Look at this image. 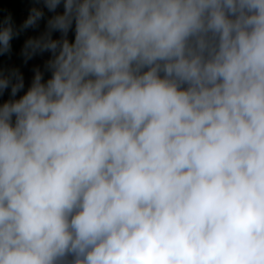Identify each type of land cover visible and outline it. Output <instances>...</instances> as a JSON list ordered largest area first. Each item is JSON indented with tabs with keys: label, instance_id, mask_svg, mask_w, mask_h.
Masks as SVG:
<instances>
[{
	"label": "clouds",
	"instance_id": "9594fccd",
	"mask_svg": "<svg viewBox=\"0 0 264 264\" xmlns=\"http://www.w3.org/2000/svg\"><path fill=\"white\" fill-rule=\"evenodd\" d=\"M22 2L0 264H264V0Z\"/></svg>",
	"mask_w": 264,
	"mask_h": 264
},
{
	"label": "trees",
	"instance_id": "16d2710c",
	"mask_svg": "<svg viewBox=\"0 0 264 264\" xmlns=\"http://www.w3.org/2000/svg\"><path fill=\"white\" fill-rule=\"evenodd\" d=\"M8 4V10H10L17 22H20L22 20L21 17V11L22 9L27 5L26 3L22 2V0H4ZM23 41V38H21L19 41H14V49L17 51L19 45H21ZM13 62L19 64V60L14 55Z\"/></svg>",
	"mask_w": 264,
	"mask_h": 264
},
{
	"label": "rangeland",
	"instance_id": "374dc122",
	"mask_svg": "<svg viewBox=\"0 0 264 264\" xmlns=\"http://www.w3.org/2000/svg\"><path fill=\"white\" fill-rule=\"evenodd\" d=\"M20 46H21V45H19V47H18V49H17V52H18ZM38 62H39V61H33V62H30V66H31L32 63H38ZM30 66H29V67H30ZM24 71H25L26 77H30L31 73H30L29 69L26 68V69H24Z\"/></svg>",
	"mask_w": 264,
	"mask_h": 264
},
{
	"label": "built area",
	"instance_id": "2783aa9c",
	"mask_svg": "<svg viewBox=\"0 0 264 264\" xmlns=\"http://www.w3.org/2000/svg\"><path fill=\"white\" fill-rule=\"evenodd\" d=\"M27 5L22 9V11H21V17L23 18L24 16H26L27 15ZM23 42V41H22ZM22 44V43H21Z\"/></svg>",
	"mask_w": 264,
	"mask_h": 264
},
{
	"label": "water",
	"instance_id": "95a60500",
	"mask_svg": "<svg viewBox=\"0 0 264 264\" xmlns=\"http://www.w3.org/2000/svg\"><path fill=\"white\" fill-rule=\"evenodd\" d=\"M0 3H3L4 7L8 9V4L4 0H0Z\"/></svg>",
	"mask_w": 264,
	"mask_h": 264
}]
</instances>
